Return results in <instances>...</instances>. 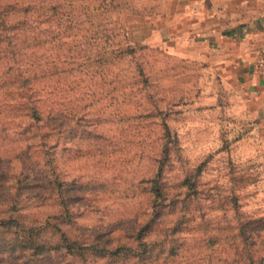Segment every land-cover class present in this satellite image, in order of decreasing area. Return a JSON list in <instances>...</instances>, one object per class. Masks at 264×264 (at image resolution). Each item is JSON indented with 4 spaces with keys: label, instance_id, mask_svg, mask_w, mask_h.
<instances>
[{
    "label": "rangeland",
    "instance_id": "374dc122",
    "mask_svg": "<svg viewBox=\"0 0 264 264\" xmlns=\"http://www.w3.org/2000/svg\"><path fill=\"white\" fill-rule=\"evenodd\" d=\"M10 1L76 7L82 23L100 9L77 45L94 61L52 84L43 122L5 111L15 90L0 91V264H249L264 251V138L240 89L151 40L163 0Z\"/></svg>",
    "mask_w": 264,
    "mask_h": 264
},
{
    "label": "trees",
    "instance_id": "16d2710c",
    "mask_svg": "<svg viewBox=\"0 0 264 264\" xmlns=\"http://www.w3.org/2000/svg\"><path fill=\"white\" fill-rule=\"evenodd\" d=\"M3 2L0 6V91L15 90L12 95L16 97L11 105L5 103L4 108L11 113L25 111L29 119L41 123L46 111L38 104L50 101L52 84L59 89L66 76L78 78L80 68L87 61H94L92 55L82 59L79 56L81 45H77L83 39L95 37L97 26L93 18L100 8L89 5L90 14L82 23L76 7H68L67 11L59 2L42 3L41 7L33 8L22 7L19 1L14 4L10 0ZM111 31L108 25L104 26L103 37L109 38ZM26 43L28 48H23ZM27 50H30V56ZM126 53L128 51L123 48L114 52L120 57ZM27 84L31 86V95L25 90ZM257 251L248 252L249 264H264V251Z\"/></svg>",
    "mask_w": 264,
    "mask_h": 264
},
{
    "label": "crops",
    "instance_id": "0c3cea01",
    "mask_svg": "<svg viewBox=\"0 0 264 264\" xmlns=\"http://www.w3.org/2000/svg\"><path fill=\"white\" fill-rule=\"evenodd\" d=\"M151 40L181 59L210 65L241 90L242 104L264 138V0H163Z\"/></svg>",
    "mask_w": 264,
    "mask_h": 264
},
{
    "label": "built area",
    "instance_id": "2783aa9c",
    "mask_svg": "<svg viewBox=\"0 0 264 264\" xmlns=\"http://www.w3.org/2000/svg\"><path fill=\"white\" fill-rule=\"evenodd\" d=\"M256 66H257V70L264 71V48L260 53Z\"/></svg>",
    "mask_w": 264,
    "mask_h": 264
}]
</instances>
